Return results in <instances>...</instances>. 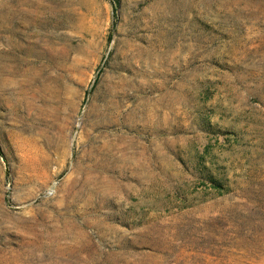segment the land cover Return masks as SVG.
Segmentation results:
<instances>
[{"label":"rangeland","instance_id":"obj_1","mask_svg":"<svg viewBox=\"0 0 264 264\" xmlns=\"http://www.w3.org/2000/svg\"><path fill=\"white\" fill-rule=\"evenodd\" d=\"M0 264H264V0H0Z\"/></svg>","mask_w":264,"mask_h":264},{"label":"trees","instance_id":"obj_2","mask_svg":"<svg viewBox=\"0 0 264 264\" xmlns=\"http://www.w3.org/2000/svg\"><path fill=\"white\" fill-rule=\"evenodd\" d=\"M210 182L216 186V187H220V185L214 180V179H210Z\"/></svg>","mask_w":264,"mask_h":264}]
</instances>
